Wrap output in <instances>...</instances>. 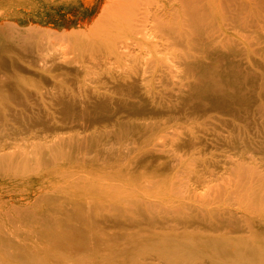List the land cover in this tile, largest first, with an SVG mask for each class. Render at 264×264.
<instances>
[{"label": "bare ground", "instance_id": "bare-ground-1", "mask_svg": "<svg viewBox=\"0 0 264 264\" xmlns=\"http://www.w3.org/2000/svg\"><path fill=\"white\" fill-rule=\"evenodd\" d=\"M83 1L89 4L88 1L90 0ZM96 1L97 2L94 4L96 8L102 1L104 2V5H102L103 10H101L102 15L100 13L98 14V10L95 8L92 12H94L93 15L96 16H87L82 22L84 23L83 25L87 27L90 24L87 27V31L95 29V24H99V28H97L100 29V22L103 20L99 17H104L106 13L108 16L110 15V23H107V26L102 24L104 26H101L102 29L100 30L104 33L101 37H99V35L97 36L100 38L98 40L96 39L98 41L97 43L92 40L94 38L91 36V41L95 42L96 45L99 42L103 43L100 44V47L98 44L97 49H102L101 47H104V50L107 49V54L104 53L106 56H103L102 59L100 57L102 54H99L100 56L97 57L99 50L98 52L97 50H94L97 55L95 56V53H93L94 56H90L92 66H104L103 64L106 63V60L110 57H115L118 60L123 58L122 60L124 61L132 59L133 63L131 61V67L125 68V71L122 70L120 72V69H123L124 66L122 68H117V72L121 74H119L116 79L112 78L114 74L109 72L108 78L110 80V84L111 86L116 87V94L118 95L111 98L110 103L112 105H116L117 107H114L115 109L111 111L113 115L110 112V114L104 118L105 121L99 117H89L90 119L88 121V125L85 128L88 133L85 131L84 137H87L90 141L92 140V142H96L97 138H103V136L98 134L101 137H93L91 134L95 131H103L104 134V129L109 126L116 127L118 137H123L130 133L142 136L166 122L176 119L184 121L185 117H190L192 114H199L204 117V123L214 120L224 131L220 133L218 131L214 132L211 130L212 132L206 133L211 137H195L193 133H182L180 132L181 129L178 131L177 128L179 129L182 126L181 125L180 127L175 128L178 137H180L179 140L176 139L177 137L175 136L177 135L173 132L175 130H173V133H170V135L168 133V137L165 135V138L162 141L149 147V149H147L148 154L151 156L157 154L156 152L160 151L159 149L161 146L163 148L165 145L164 141L166 142L168 138L170 140L169 143H171L173 147L175 145L183 151L191 150V153L196 154H202L204 152V145L208 147L207 149L210 147L224 148L220 149L218 154H210L208 158L198 159L196 161L191 158L189 163L185 165L186 168L189 167V169H192L190 171L188 170L191 175L188 173L186 176H182L181 179L177 178L170 181L159 178L160 175H154L151 179L145 178V180L140 182L138 181L139 176L137 177L134 174L132 175V171H138L137 175L143 176L142 174L144 172L141 174L140 170L144 166L140 167V163H138L139 158L135 157V160L131 165L127 163V160L126 163L123 161L124 158H127L128 153L124 154L123 156L125 157L121 160L122 155L120 154L123 152L121 147L111 148V151H109L110 148L98 150L100 152H102V150L103 152H116L115 158H117V160L110 159L114 162L110 164L107 162L102 164L101 170L98 171L99 173H92L94 176L90 175V177L93 178L95 183H104L109 180L113 184V181H115V185L112 186L108 184V189L104 191L105 193L103 196L94 194L93 196L91 195L77 198L75 192H73L74 190H71L70 192H64L62 195L54 198H49L47 194L34 195L31 205L22 203L23 205L19 206V211L16 214L13 213V211L12 213L19 216H15V221L17 222L29 220L31 230L25 237L20 238L15 234L11 227H5V224L0 226V264H81V261H83L82 264H152L153 259L157 264H264V220L257 219V217H254L250 212L245 211L247 210L246 208L245 210L240 208H230V205L234 204V202L238 204L237 207L241 203H244L246 207L249 204H252V201L256 202L259 206H264V190L255 189L253 185H258L259 182L264 180V175H262L264 173L261 174V171L259 172V169H257L259 166L258 164L260 163L264 167V122H256L254 120V114L252 113L251 115L249 112L250 109L247 108L254 104L252 96L246 95L243 92H241V94L239 91L236 93L231 92L229 94H224L222 92V90L230 87L240 90V86L231 80H229L231 81L230 83L224 81L216 82L219 78V75L216 74L219 66L213 65L212 67H208L205 60L206 55L214 56L216 54V56H219V53L222 51L224 52L221 53L222 55L228 52L230 53L231 51L233 54L234 47L232 43L235 42H233L234 38L230 33V28H232V26L234 27L233 23L237 24L236 21H240V19H237L236 13L238 14V12H241L242 14L252 9L250 7L252 3L251 0ZM221 5L224 7L223 12L220 8ZM107 17H105L106 20L108 19ZM243 17L245 19V16ZM106 20L104 22H106ZM247 21L248 20H243L242 23L244 22L245 24ZM32 22L33 21H30L29 23ZM77 22H80V18ZM10 23L11 25L13 24V22L9 20H4L3 23H0V29L3 27H7V29L15 28V25L13 24V27ZM16 25L18 26V24ZM29 26L31 25L29 24ZM240 26L238 27L240 28ZM245 26L243 28L246 29L247 26ZM38 27L34 29L35 31L31 30L34 28V26L33 28L31 26V29L22 30L21 32H23L26 37H33L34 34L39 33L36 32ZM238 27H236L237 30ZM66 28L67 26L63 29L64 32L62 30V34H58H61L60 38L63 39V42L60 43L59 41L60 47L58 46L57 51L53 53L49 52V48L44 49V44H40L39 42L35 43L38 45V48L35 54L36 56L33 58L31 63L38 70L42 69V71H44V66L47 63L52 64L51 66H53L52 68L55 70L58 69L59 67L56 65L53 55L56 53L63 55L64 51L66 49H70V47L74 49L77 48V42H75V40L71 43L68 39L67 41H64V38H68L69 35H71V32L66 31ZM92 30L90 33L94 34L95 30H93L94 32ZM231 30L237 34L235 31L236 29ZM97 32L99 31L97 30ZM97 32L96 35L98 34ZM242 33H244V30ZM49 35L50 34L48 33V36ZM96 35L94 36L96 37ZM54 37H52V39H54ZM23 38L19 39L22 40V42H17L16 44L11 45V47L23 45V49L26 48L28 49L27 52H29V49L33 47L32 43L24 41ZM47 39H49V37ZM58 40H55L57 41V45H59ZM91 41L89 40L88 42L90 43ZM93 42H91V45L89 46H92ZM94 45L92 47H94ZM89 46L87 45V47ZM87 47L84 48L88 49ZM11 50H17V48L13 47ZM54 50H56V48ZM100 53L103 52L101 51ZM156 53L169 55V61L167 59L168 62H162L161 64L154 58ZM229 53L226 56V58L228 57L227 59L231 57V55L228 56ZM98 60L103 63H98ZM231 65L233 68V64ZM51 66H49V70ZM10 68L12 74L8 77L9 80L7 82H13L14 77H19L15 72V69L17 68L15 63L11 65ZM81 68L82 72H85L88 68L91 69L88 65H82ZM68 70H70V68ZM230 70L232 71V69ZM198 73L200 74V78L196 76ZM155 76L163 78L155 81ZM167 78L174 79L167 82L164 80ZM259 78L260 81L258 82V86L264 87V75H260ZM162 80L164 81L162 82ZM2 82L4 84L6 81L2 79ZM97 82L99 81L97 80ZM158 83H160L158 87H161V90L155 91V87ZM244 90H246V87ZM248 93L251 94L250 92ZM259 101L262 100L259 99ZM257 103L260 102L257 101ZM55 104H57V110L58 106L63 104V100L57 98L55 100ZM259 105L263 107V110L261 108L260 112H262L261 116L264 118V105L261 103ZM258 107L256 109H258ZM246 110H248V113ZM46 111L45 118L41 121L35 122L36 125L34 129L26 132L29 137L22 139L26 149H24L23 156L19 153V156L24 158H27L29 153H33L35 155L34 159L37 160L35 162L36 166L28 169L29 167H26L27 165L19 166L18 164H15V166L11 168L12 172L14 170L19 171V176L22 177L21 181H15L14 184L17 185L18 188L26 187L22 192L29 191V188L32 185L44 181L50 175V171L43 170L45 164L40 161L42 159L41 156H43V150L46 148L55 151L48 153L47 160L45 161L46 163L53 162V164H56V156H62L66 159L64 160L61 158L60 164L55 165L53 172L55 171L61 173L75 171V174L73 175L75 177H72L70 180L65 182L68 188L71 189V187H79L81 184H84L80 177L83 173L78 174L79 170L84 171V169H80L77 165L78 163H71L72 160H75L73 159L74 157L71 158L72 155L64 153V151L61 150L63 145L73 144L72 140L79 137L81 132H78L77 129L74 131L70 130L68 132L58 131L55 125L51 126L53 122L55 124L57 123L56 118L50 111ZM216 111L225 116L219 117V115L214 113ZM125 113L127 116L133 115V117H141L143 119L140 121L137 119H127L129 121L124 122V117L120 115ZM176 113L180 115L179 118L175 117L174 114ZM245 113H247V115ZM249 114L252 117L247 121H243L244 115L248 116ZM188 126H190V124L187 125V127ZM187 130H189V128ZM248 130H252L253 132L257 131V137L249 136L247 133ZM61 133H64V135H60ZM37 137H43L42 142L36 140ZM48 137H50V140H48ZM64 137H68V139H63ZM173 138L177 141H173ZM22 140L20 139V141ZM208 140L210 141L209 146ZM172 146L170 147L171 150ZM174 149L175 148H173V150ZM242 150H245L246 153L244 154ZM254 150L260 154V161L257 158L260 163H255L256 160L254 158L256 157L252 154L254 157L252 159L254 160H249L247 167H245L246 169H244V167L242 168L243 163H240L239 166L237 165L239 167L238 169H236L233 165V167H225L227 164H238V162H242L243 160L246 161L247 155L251 152L254 153ZM163 151L164 153L166 152L165 150ZM180 151V149L177 150L176 154ZM22 152L23 151H21V153ZM97 154L98 153H96V155ZM177 157L179 158V156ZM218 157H221L222 159L220 160ZM38 161L41 163H38ZM128 164L129 166H127ZM198 167H203L206 171L205 173H207L206 175H210V177L216 175V170L214 171V169L217 167L218 169L221 168V174L224 175V173H226L224 176H226L227 179L224 178V176L219 175V177H216L215 181L213 180L214 184L211 183L212 185H209L211 179L205 180V182H210L204 185L205 188L203 186V190H215V192H212L213 194H210L214 197L219 196V194L223 195V192L224 195H226L225 191L222 189L224 188L225 190V188H228V185L230 187L232 183H228L227 185L223 182H227V180L230 182V180L233 179L231 176H234L237 171V175L235 176H240L237 181H235V185H237L236 182L238 183V188L233 190L236 191L235 195L233 194V191H229L230 194L225 197L220 198L221 196H219V198H216V202L212 201L213 204L214 202L220 204L216 206H213L210 202L211 199L214 200V197L208 198L210 201L206 199V205L200 203L201 199L205 198L203 194L201 195L196 193L197 195H195L194 198H191L189 194L192 189L190 190V187H185L190 191L186 192L187 194L185 193L184 195L189 196L190 200L198 199L200 204L197 205L189 200L187 202L188 197L187 199H184L183 197V200H186V203H181L182 207L179 206V208H181L180 210L175 209L177 202L175 204L172 203V205H166V203L161 204L156 199L152 198L155 189L161 188L162 186L174 189V187H176V183H181L183 181V177L185 180L188 179L187 177H193V181L196 180L198 183L202 182L203 184V181L198 180H203L206 176H203L204 178L202 177L205 173L201 174V171L195 169ZM171 168L172 167H170V169ZM231 168H235L234 170L236 171H233ZM112 178L115 180H112ZM218 178L221 179L218 181ZM131 182H133V186L130 184ZM216 182L223 184H220L219 186ZM241 183H243L242 186ZM62 184L60 183V186ZM155 184H159L160 186L157 187ZM128 185H131L132 188L130 189ZM176 185L179 186V184ZM121 187H123V190L126 191L125 193H123ZM231 188L232 187H230L229 190H231ZM193 191L195 190L193 189ZM126 193L127 195L129 194V198L123 195ZM44 198L47 199L49 208H46V206L42 204ZM219 199L221 200L219 201L220 203L218 202ZM100 200L105 201V211L103 212L104 218L102 222L103 224L107 223L108 230L112 231L111 233H107L108 235L106 237H102V239H98L94 232L89 230L87 227H83L79 223H75V216L78 213V215H80L81 211L88 209L94 201ZM260 209L262 210V208ZM42 210L44 211L42 212ZM61 210L64 211H62L59 216L57 213ZM261 210L260 212H262ZM82 216L89 217L90 215ZM156 224L160 226L163 225L171 230L157 233L154 226ZM191 229H193V231L203 230L201 231V234L195 233V236L200 238V240H198L199 238L197 239V242H192L188 239V237L192 238L189 234ZM122 231H125V233H122ZM247 235H251L254 240L251 242L247 241ZM35 238L38 239L37 242H34L35 240L33 239ZM55 238H60L63 244H55L52 240ZM115 238H122L124 241L122 239H118L119 241H123V243L116 244L117 246L115 243H112L114 245H110V243L102 242L104 240L118 241L115 240ZM87 241H90V244ZM146 242H150L148 245L149 250H146L154 254L156 258H153L154 256L152 255L151 257L150 255V258L148 259H146L147 257H142L141 259L137 257L139 260L135 258L136 260L130 262L128 257L132 254L136 255L140 253L139 251L143 252L147 247ZM106 245L108 249H106ZM118 254H121L120 258H117L119 257ZM87 257H92V261H87L89 260H86Z\"/></svg>", "mask_w": 264, "mask_h": 264}, {"label": "rangeland", "instance_id": "rangeland-1", "mask_svg": "<svg viewBox=\"0 0 264 264\" xmlns=\"http://www.w3.org/2000/svg\"><path fill=\"white\" fill-rule=\"evenodd\" d=\"M88 2H89V4H87L83 0H0V23H3L4 20H6V21L9 20V21L13 22V24L15 25V28H12V29H7V27H3L2 29H0V226L5 224V227H11L13 229V231L15 232V234L17 236H19L20 238L25 237L28 234V232L31 230V226H30L29 220L28 221H20V222L15 221V218L19 217L15 214L19 211V209H20L19 206L23 205L22 203H24V204L27 203V205H31V202L33 201L34 195L47 194L49 198H54L56 196L62 195L64 192H67V191L70 192L71 190H74L73 192H75V195L77 198H82L83 196H91V195L93 196L94 194L99 195V196H103L105 193L104 191L106 189H108L109 185H112V186L115 185V183H116L115 181H113L114 182V184H113L109 180L107 182L105 181L104 183L102 182L103 184L101 182L95 183L93 181V178L90 177V175L94 176L92 173H95V172L99 173L98 171L101 170L102 164H104L106 162L108 164L114 162L113 160L111 161L110 159H114V160L116 159L117 160V158H115L116 152H112V153L106 152V151L103 152V150H102V152H100V151H98L100 149L110 148L109 151H111V148H120L121 147L122 151H123L120 154V155H122L121 160L125 157L123 155L128 153L127 158L126 159L124 158L123 161H124V163H126V160H127V163H129L131 165L133 164L135 157L139 158L138 163H140V167L144 166L140 170L141 174H142V172H144L142 174L143 176L137 175L138 171H135V172L132 171V175L134 174L137 177L139 176L138 181L140 182L142 180H145V178L151 179L152 176H154V175H160L159 178H162L166 181H170L172 179H177V178L181 179L182 176H186L189 173L188 170L189 171L192 170V169H189V167H187V168L185 167V165L189 163L191 158H193L194 161H196L198 159L208 158L210 156V154H212V153L218 154L220 152L219 150L224 148V147H217V148H211L210 147L209 149H207L208 147H206V145H204L203 146L205 148L204 152L202 154H196V153H191V150L183 151L181 148H177L175 145L173 147L172 144L169 143L170 140L168 138L166 142L164 141L165 145L162 144L165 146V147L163 146L164 149L161 146L159 149L160 150L159 152L155 151L157 154H154L152 156L148 154L147 149H149V147H151L152 145H155V143L162 141L165 138V135H166V137H168V133L170 135V133L174 132L177 135L175 128L180 127L181 125L182 126L179 129L177 128L178 131H180V129H181L180 132H182V133H184V132H186L187 134L193 133V135L195 137H211V136L207 135L206 133L212 132V131H214V132L218 131L221 133L224 131L219 126V124L214 120L213 121H207L204 123L203 122L204 117L200 116L199 114H192L191 115L192 117L191 116L185 117L184 121L183 120L180 121L179 119L178 120L176 119V120H173L170 122H166V123L160 125L159 127H157L160 129L155 128L156 130L154 129L153 131L147 132V133L143 134L142 136H138L137 134L130 133V134H127L123 137H118V135H117L118 132H117L116 127L115 126H113V127L109 126L108 128L104 129V131H105L104 134H103V131H95L94 133L91 134V136H93V137L103 136V138H97L96 142H92V140L90 141L87 139V137H84V132L86 131L88 133V131L85 128L87 127L88 121L91 117H99L100 119H103L105 121L104 118H106L110 114V112L113 111V109H115L117 107L116 105H112L110 103V99L114 98L118 95L116 94V87L111 86V84H110V80L108 78L109 72L111 74H114L112 76V78L116 79L119 76V74H121V73L117 72V70H118L117 68H122L124 66L123 69H120V72L122 70L125 71V68L131 67L130 65H132V63H133L132 59H129V61L125 60L126 61L125 62L124 60H122L123 58L118 60L115 57L114 58L110 57L108 60H106L107 62L105 61L106 63L103 64L104 66H100V67L99 66H94V67L92 66V62L90 61V56L92 57V56H94V55L96 56L98 54L97 57H99L102 54V56H100L102 59L103 56H106V55H104V53L107 54V52H106L107 49L104 50L105 49L104 47H101L102 49H100V48L97 49L98 44L100 47V44H103V43L99 42L96 45L95 42L97 43L98 42L97 40L100 39L99 37H101L102 34L104 33L102 30H100V29H102L101 26L102 27L104 25L107 26L110 23V15L108 16L107 13L105 12L106 16L104 15V17L103 16L99 17L103 20L102 22H104L106 20L105 17H107V16H108L107 17L108 19L104 23L99 21L101 24L100 29H98L99 24L98 25L95 24L94 27L96 26V28L97 27L98 28L93 29V30H95V32L91 29L94 32V34L93 33L91 34L90 33L91 30L87 31L88 30L87 27L90 24L87 27H85L83 25L84 23H82V22L87 16L90 15V17H91L93 15L94 12H92V10H95L96 6L94 4L97 1L96 0H90ZM251 2L252 3H251L250 7L252 9L250 8L251 10H248L249 12L247 11V12L242 13V14H241V12H238V14H240V15H238L236 13V17L238 20L240 19V21H236L237 24L233 23L234 27L232 26V28H230V33L232 34V36L235 40V41L233 40V42H235V43H232L233 47H234L233 48L234 50L233 49L232 50L235 53L233 52V54H232L231 53L232 51L230 53L228 52L229 53L228 56L231 55L232 58L230 57L229 59H227L228 57L226 58V56L228 53L222 55L221 53H224L222 51L219 53L220 54L219 56H216V54L214 56L206 55L205 60H206L208 67H212L213 65L219 66V69L216 73L217 75H219L218 76L219 78H218V80H216V82L217 81H224V82L230 83L232 81V82H236V84L240 86L239 87L240 90L233 88V87L222 90V92L224 94H229L231 92L236 93L237 91H239L240 93L243 92L246 95L252 96V98L254 99V104L252 106L255 108H253L252 106L247 107V108H249L251 110L250 111L248 109L251 115H252V113L254 114V120L256 122L259 123V121H261L263 123L264 120H262V119H264V118L261 116L262 112H260V109L262 108V110H263V107H261V105H259V104L261 103L262 105H264V102H263L264 101V89H262L264 87H262V86L259 87L258 82L260 81V78H259L260 75H264V0H251ZM102 5H104L103 1L96 8V10H98V14L99 13L101 14V10H103ZM222 6L223 5H221L220 8H221V11L223 12L224 7H222ZM103 14H104V12H103ZM243 16H245V19ZM79 18H80V22H77V20ZM243 20H245V21L248 20L247 23L245 22L247 27L245 26L244 22L242 23ZM30 21H33V22L29 23ZM13 24L11 25V23H10L11 26H13ZM16 24H18V26ZM29 24L32 26V28L34 26V28L31 29V26H29ZM32 24H34V25H32ZM102 24H104V25H102ZM243 24L246 27V29L243 28L244 27ZM38 26L40 27V30H39ZM47 26L48 27L51 26V27H49L50 29ZM65 26H67L66 31H70L71 35H69L68 38L67 37L64 38V41H67V39H68V41L71 43L73 40H75V42H77L76 43L77 48L74 49V48L70 47V49H68V50L66 49L64 51V54H63L64 56L60 53H56L55 55H53V57L55 58L56 65L59 67L58 69L55 70L54 68H52L53 67V66H51L52 64L47 63L44 66V69H43L44 71H42V69L38 70L31 63L33 58H35V56H36L35 54H36V51L38 48L37 47L38 45H36L35 43L39 42L40 44H44L43 48L44 49L49 48L48 50L51 53L57 51L58 46L60 47V43L63 42V39L60 38V35L62 34V30L65 28ZM238 26H240L242 31L244 30V33H242V31L240 30V28ZM37 27H38V30L36 32H39V33L34 34L33 37H31V36L26 37V36H24V33L21 32L22 30H26L29 28L31 30H34ZM236 27H238L239 31L237 30ZM54 29H55V31H54ZM231 29L235 30L237 32V34L234 33V31H232ZM48 30L49 31L51 30V31L49 32ZM77 30H79L80 32ZM97 30L99 32H97ZM58 31H61V32H58ZM52 32H53V34H52ZM63 32H64V30H63ZM96 32L98 33L97 35H96ZM239 32H241V33H239ZM48 33L50 34L49 36H48ZM56 33H57V35H56ZM59 33H61V34L58 35ZM242 34H243V36H242ZM94 35H96V37ZM98 35H99V37H97ZM54 36L56 37V39ZM57 36H59V37H57ZM91 36L94 39H92ZM41 37H43V38H41ZM48 37H49V39H47ZM50 37H51V39H50ZM52 37H54L55 40L59 39L58 40L59 45H57V43H56L57 41L52 39ZM22 38L24 39V41L32 43L33 47L31 49H29V52H27L28 49H26V48L23 49V45L11 47V45L16 44L17 42H22V40H19ZM46 39H47V41H46ZM91 39L95 42L91 41ZM49 40H51V41H49ZM89 40L91 42H93L92 46L94 44L96 45V46L94 45V47H96V48L89 46V45H91V42L90 43L88 42ZM59 41H60V43H59ZM86 42H88V43H86ZM55 45H57V46H55ZM87 45L90 48L87 47ZM13 47L14 48L16 47L17 50L12 51L11 49H13ZM84 47H87L88 49H86ZM55 48H56V50H54ZM79 48H81V49H79ZM90 49H91V51L93 49V51L91 52ZM235 49H236V51H235ZM249 49H251V50H249ZM94 50L95 51L97 50V52L99 50V53L96 54V52ZM101 51L103 53H100ZM251 52H252V55H251ZM93 53H95V54L93 55ZM9 54H10V57H9ZM158 54H159V56H158ZM164 55H165L164 53H156L154 58L157 59V61L160 62L161 64H162V62H168L169 61V57H168L169 55H165V56ZM234 55H235V57H234ZM62 57H63V59H62ZM159 59H160V61H159ZM167 59H168V61H167ZM9 60H11V61H9ZM164 60H166V61H164ZM131 61H132V63H131ZM99 62L103 63L102 61L98 60V63ZM14 63L17 66V68L15 69V72L17 73V75L19 77H14L13 82H7L9 80L8 77L10 76V74H12L10 66L13 65ZM63 63H65V64H63ZM222 63H223V65H222ZM231 64H233V68H232ZM82 65L83 66L88 65L89 67H91V69L88 68L85 72H82V68H81ZM49 66H51L50 70H49ZM66 68H68V69L70 68V70H68ZM45 69H47L48 71ZM71 69H73V70H71ZM230 69H232V71ZM14 76H16V75H14ZM196 76L198 78H200L199 73ZM154 78H155V81H157L158 79H162L163 77L155 76ZM2 79H4L7 83L5 82L3 84ZM172 79H174V78H167L164 80L168 82ZM14 80H16V81H14ZM97 80L99 82H97ZM164 80H162V82ZM229 80H231V81H229ZM243 80H246V81H243ZM17 84L19 85V87ZM159 85H160V83L157 84V86H156L157 88L155 87V91L161 90V87H158ZM245 87H246V90H244ZM248 89H250V90H248ZM260 89L262 92L260 91ZM248 92H250L251 94H249ZM56 97L63 100V104L58 106L57 110H56L57 104H55V100L57 99ZM259 99L262 101H259ZM257 101L260 103H257ZM255 104H256V106H255ZM257 104L259 105V107ZM257 107H258V109H256ZM46 110L50 111L54 115V117L56 118L57 123L55 124L53 122V124L51 126L55 125L58 131H62V132L67 131L68 132L70 130L74 131L75 129H77L78 132H81L79 134V137H76L74 140H72L73 144L63 145L61 150H63L64 153H69L70 155H72L71 158L74 157L73 159H75V160H72L71 163H73V164L78 163L77 165L79 166V168L84 169V171H80V170L78 171V174L83 173L82 176L84 179L82 178L81 175H80V177H81L82 181L84 182V184H81L79 187L74 186V187H71V189L68 188L66 186L67 184H65V182L70 180L72 177H75V176H73L75 174V171L61 172L62 174L55 172V171L53 172V168L55 167V165H59L61 162V158L64 159V157L56 156V160H57L56 164H53V162L46 163L45 161L47 160L48 153L49 152H55L53 150L46 148L45 150H43V156H41L42 159L40 161L43 164H45L44 165L45 167L43 168V170L50 171L51 172L50 175L44 181H41V182H38V183H35L34 185H32L29 188V191L22 192L24 190V188H26V187L18 188L17 185H14L15 181H18V180L21 181L22 177L19 176L20 175L19 171L14 170L12 172L11 168H13L15 166V164H18L19 166H24V165L26 166L27 165L26 167H29L28 169H31L32 167L36 166L35 162L37 160L34 159L35 155L33 153H29L27 155V158L20 157L19 155L21 154L23 156L24 149H26L25 144L22 140L23 138L29 137L28 133H26V132L34 129V127L36 125L35 122L41 121L45 118V111ZM248 110H246L247 113H248ZM254 110L256 111V113ZM214 113L219 115V117L225 116V115H222V113L217 112V111ZM247 113H245V114L247 115ZM250 114L248 116L244 115V117H243L244 119L243 118H240V119H243V121H247L252 117ZM112 115H113V113H112ZM117 115H118V113H117ZM174 115L176 118H179V116H180L178 113H176ZM120 116L124 117V119H123L124 122H128L129 120H135V119L140 121L143 119L141 117H133V115L127 116L126 113L123 115H120ZM263 116H264V111H263ZM5 118H6V120H5ZM127 119H129V120H127ZM189 124H190V126L187 127V125H189ZM205 126H206V128H205ZM185 127H186V129H185ZM190 127H193V128H190ZM188 128H189V130H187ZM173 130H175V131H173ZM256 132L257 131L253 132L252 130L251 131L248 130L247 133L251 137H257ZM105 133H106V135H105ZM161 133H163V134H161ZM202 133L204 136L202 135ZM247 133H245V134H247ZM98 134H100L101 136H99ZM60 135H64V133H61ZM41 136H43V135H41ZM175 137H177L176 139H178V140L180 138V137H178V135ZM20 139L22 141H20ZM63 139H68V137H64ZM36 140H39L40 142H42L43 137H37ZM48 140H50V137H48ZM173 141H177V140L174 139ZM204 144H205V142H204ZM169 145L172 146V150L170 149L171 146H169ZM209 145H210V141L208 140V146ZM166 146H168V147H166ZM18 148H20V149H18ZM173 148H175V149L173 150ZM169 149L171 150V152ZM179 149L182 152L180 151V152H177L178 154H176V151ZM163 150H165L166 152L164 153ZM14 151H15V153H14ZM21 151H23V152L21 153ZM242 152L244 154L246 153L245 150L244 151L242 150ZM253 152L254 153L251 152L250 154L247 155L246 161L243 160L242 162H238V164H236V163L227 164L225 167L235 166V168L238 169L239 164L243 163L242 168L244 167V169H246L245 167H247L249 160L254 158V157H256V158H254L256 160L255 163H257V164L260 163L259 162L260 161L259 160L260 154L257 153V151H255V150ZM96 153H98V154L100 153V154L96 155ZM109 153H111V154H109ZM160 153H162L163 155ZM105 154H107V155H105ZM252 154L254 155V157L252 156ZM108 155H109V157H108ZM180 155H181V158H180ZM177 156H179V158ZM248 156H249V158H248ZM106 158H107V160H106ZM257 158L259 161L257 160ZM218 159L221 160L222 158L218 157ZM254 159H252V160H254ZM64 160H66V159H64ZM136 161H137V159H136ZM174 161H176V162H174ZM41 162L38 161V163H41ZM116 163H117V161H116ZM121 163H122V161H121ZM129 164L127 166H129ZM258 165H259L257 168V169H259L258 171L259 172L261 171V174L264 173V167L262 166V164L260 163ZM170 167H172V168L170 169ZM235 168H231V169L233 171H236V170H234ZM261 168H262V170H261ZM195 169L201 171L200 172L201 174H204L206 172L203 167H198ZM220 169L221 168L218 169V167L214 169V171L216 170L215 171L216 175H214L215 177L214 176L210 177V175H206L207 173L202 175V177L206 176L205 179H203V180L199 179L198 181H203L204 182L203 184H202V182L198 183L196 180H195L196 182L193 181L194 180L193 177H187L189 180L188 179L185 180V178L183 177L182 178L183 181L181 182L183 184L176 183V184H179V186L175 184L176 187H174V189L173 188L172 189L166 188L164 186H162L161 188H157L155 190L153 189L154 192H153L152 198L156 199L161 204L166 203V205H169V204L172 205V203L175 204L177 202L176 206H175L176 210H178V209L180 210L181 208H179V206L182 207L181 205L186 203V200H183V197H184V199H187V197H188L187 202L189 200L190 202H194L197 205L200 203L207 205L206 199L213 198L214 196L210 195V194L212 192H215V190L210 189V191H205V190H203L205 188L204 185L208 184L210 181L211 182L209 185H212V184H214V181L216 180L217 176L219 177V175H222V176L226 175V173H224V175L221 174L222 171L220 172ZM236 172H235V175H237ZM54 173H58V174H54ZM189 174L191 175V173H189ZM235 175L231 176V178L234 179V180L231 179L232 182H231V180H230V182H228V180H227V182L226 181L223 182L227 185H228V183H232V185L230 184L231 185L230 187H232L231 190H229L230 189L229 185H228V188L227 187L225 188V190H224V188L222 189L223 191H225L226 195L230 194V192H232L233 190L238 188L237 187L238 183L236 182L237 185H235V181H237V179L239 178L240 175L238 177ZM262 175H264V174H262ZM224 178H226V176H224ZM87 179H89V180H87ZM208 179H211V180L208 182L207 181L205 182V180H208ZM220 179L221 178H218V181ZM245 179H247V178H245ZM112 180H115V179L112 178ZM133 181H135V180H133ZM233 181H234V183H233ZM263 181L264 180H262V182H259L260 186H259V183H258V185L253 184L254 188L259 189V190H261V189L264 190ZM220 182H216V183L220 186V184H223ZM60 183L61 184L63 183L64 185L62 184L60 186ZM186 183H188V184H186ZM92 184H94V185H92ZM130 184L132 185L133 182H131ZM142 184H143V182H142ZM242 184L243 183H241V186H242ZM131 185H128L130 187V189L133 186V185L132 186ZM155 186L159 187L160 185L155 184ZM203 186H204V188H203ZM185 187H190L189 188L190 190L192 189L191 193L189 194V196H191V198L192 197L194 198L195 195H197L196 193H199L201 195L203 194L205 198L201 199L200 203H199L198 199H191L190 200L189 196L184 195L186 192L190 191L189 189H186ZM193 189L195 191H193ZM121 190H123V187H121ZM125 192L126 191L123 190V193H125ZM233 192H234L233 194L235 195L236 191H233ZM123 195L127 198L130 197L129 194L127 195V193L123 194ZM226 195H224V192H223V195L219 194V196H221L220 198L225 197ZM219 196L214 197V200L211 199V201L208 199V201H210L211 203H212V201L216 202V200H217L216 198H219ZM231 199H233V198H231ZM219 201H221V200L219 199L218 202ZM215 202H214V204L212 203L213 206L220 205V204L215 203ZM231 202H233V201H231ZM253 202L254 201H252V204H249L246 207H245L244 203H241L239 205L240 207L239 206L237 207L238 204H236L234 202L235 205L234 204L230 205V208H240V209H244V210L246 208L247 210H245V211L250 212L254 217H257V219L264 220V206L263 207L259 206L256 204V202H254V203ZM221 203H223V202H221ZM249 203H251V202H249ZM42 204L45 205L46 208H49L48 207L49 205H48L46 198H44V200L42 201ZM104 208H105V201L104 200L94 201L93 204L91 206H89L88 209L81 211L80 215H78L79 214L78 213L75 216V223H79L83 227H87L89 230L94 232V234L96 235V237L98 239L99 238L102 239V237H104V236L106 237L108 235L107 233H111L112 231L108 230V224L107 223L103 224V222H102V220L104 218V215H103V212L105 211ZM260 208H262V210ZM260 210L262 212H260ZM12 211L15 214H13ZM43 211L44 210H42V212ZM62 211H64V210L59 211L57 214L60 216ZM82 215H90V216L85 217ZM154 226H155V229L157 230V233L167 232V231L171 230L170 228H166L163 225L160 226V225L156 224ZM201 231H203V230H201ZM201 231L200 230L199 231H197V230L193 231V229H191L189 231V234L192 238L188 237V239L192 242H197L198 240H200V238L196 237L195 233L201 234ZM151 232H155V231H151ZM122 233H125V231H122ZM5 235L7 236L6 233H5ZM247 236H248L246 239L247 241L251 242L254 240V238L251 235H247ZM118 239H122V238H115V240H118ZM33 240H35L34 242H37L38 239L35 238ZM52 240L57 245L63 244L60 238H55ZM123 241H121V240L120 241L119 240L118 241L104 240L102 242L110 243V245L112 243H115V245H116V244H122ZM87 242L89 243L90 241H87ZM149 244H150V242H146L147 247L145 248V250L143 252L139 251L140 253H138L136 255H133V254L130 255L128 257L130 259L129 261L132 262V261L136 260L135 258H137V257L139 259H141L142 257H145V258L147 257L146 259H148V258H150V255H151V257L153 255L154 256L153 258H156L154 254L147 251V250H149L148 249ZM112 245H114V244H112ZM106 249H108L107 245H106ZM118 256L119 257H117V256L116 257L120 258L121 254H118ZM133 256H135V257H133ZM87 259H89V260H87ZM86 260L92 261V257H87ZM155 261H157V260H155ZM82 263H83V261H81V264ZM154 263L157 264L156 262H154V259H153L152 264H154ZM129 264H131V263H129ZM195 264H198V263H195Z\"/></svg>", "mask_w": 264, "mask_h": 264}]
</instances>
